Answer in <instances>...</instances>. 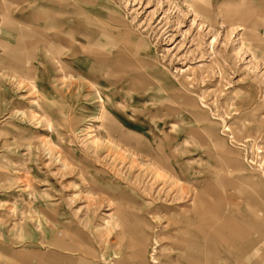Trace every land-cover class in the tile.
<instances>
[{
	"label": "rangeland",
	"instance_id": "obj_1",
	"mask_svg": "<svg viewBox=\"0 0 264 264\" xmlns=\"http://www.w3.org/2000/svg\"><path fill=\"white\" fill-rule=\"evenodd\" d=\"M207 1L0 0V264H111L118 242L183 264L177 221L215 209L264 252V0H228L235 26ZM236 242L219 264H246Z\"/></svg>",
	"mask_w": 264,
	"mask_h": 264
},
{
	"label": "bare ground",
	"instance_id": "obj_2",
	"mask_svg": "<svg viewBox=\"0 0 264 264\" xmlns=\"http://www.w3.org/2000/svg\"><path fill=\"white\" fill-rule=\"evenodd\" d=\"M233 2L228 1V0H214V2H211L209 0V1L205 2L204 5H202V4L200 6L194 5L193 6L194 7L193 8L194 14L197 17L198 15H200L199 11L203 12V11H208L210 9L212 10V8H214L213 5L216 6V11L219 14H223L226 7H228V6L231 7L233 5ZM46 8H48V7H46ZM46 8H44V9L47 10ZM48 9H50V8H48ZM45 10L43 11L41 6L37 5L31 9V12H32L33 16H36L35 18L38 19V18H40V16H42V13L45 12ZM223 15H225V19H224L225 21H223V22H228L231 26L244 24L243 22H241V20H244L246 18V16H242V13H238L235 9L234 10L232 9L229 12V14H223ZM45 16H47V15H45ZM196 17H195V19H196ZM207 17L209 19H211L212 16L208 15ZM49 18H51L50 15H48L46 17L47 20ZM39 24L42 25L41 22H38L37 26ZM41 25H39V26L41 27ZM253 30H254V28H253ZM37 33H38V30L36 31V34ZM253 34H254L253 36H254L255 41L261 40V36H262L261 33H258L254 30ZM33 35H34V38L36 41V39H38L37 38L38 36H35V34H33ZM63 35H64V33H63ZM215 39H216V36L214 37V40H212L210 42L211 45H214ZM45 48L47 49V51H49L53 55L54 58L59 57V56H57L58 55V52L56 51V50H58L57 47H55L53 49L52 47L45 46ZM248 49L253 51L254 47H249ZM206 120H208V119H206ZM46 121L48 122V125L50 126V121H51L50 118H46ZM209 122H210V124H212L211 121H209ZM111 125H113V124H111ZM111 128H112V126H111ZM230 130H231V134H233V136L230 134L231 135L230 138H231L232 142L240 143L241 141H243V136L241 135L242 133H238L239 131H237V129L232 127V126L230 127ZM111 137H112V133H111ZM222 139L230 141L228 138H225V137H222ZM225 140H216L215 142L225 141ZM222 151H224V150H222ZM223 153H225V152H223ZM226 153H227V156L229 158L230 157L229 154H231L233 152H226ZM217 157H218V155H217ZM236 160L237 159H235V161ZM227 207H228V210H230V212L236 210V207L234 205H232L231 203H228ZM215 217L217 218V220H220V221L215 222V224H214L215 226L212 230H207L208 226H207L205 219H203V220L199 219L198 223L194 222L193 219H190L189 222L177 221V224H179L180 228H181L180 235H177V238L179 240L178 245L181 248L185 249L184 255H177V259L179 261H181L183 264H219L220 261L221 262L223 261L221 259L224 256V254L227 252H236L237 255H240L243 248L241 245L237 244V242H236L237 240L242 241L243 245H245V248L250 250V254L247 257L249 260L246 262V264H255V260H256L255 256L257 255L260 257V256L264 255V252H262V253L254 252L255 248H256V243L259 240H257L256 238H253V233L249 229L244 227L241 223H239L238 220L234 219V217L232 215L221 214L218 210L215 209ZM221 219H222V221H221ZM192 222L200 224L201 228L196 229V228L191 227ZM224 229L225 230L228 229L230 231V236L223 238V240L227 243V245L226 246L222 245L221 247H217V246L213 245L212 247H210L209 241L213 237H215V235H219L221 233V231H224ZM246 245H249V246H246ZM122 247H123L122 243L118 242L117 248L115 247L116 249L113 251V254L117 255L118 257H116V259H113L111 264H148V261H147V254H148L147 249L148 248L144 244L136 243V245L132 246L133 250H128L129 245H126L124 248H122ZM70 249L75 251V247L70 248ZM141 251H142V254L140 253ZM213 253H217L219 256H214ZM152 254H154V253H152ZM262 257H264V256H262ZM155 262H158V261H155ZM259 263H261V261H259ZM171 264H175V263L172 262Z\"/></svg>",
	"mask_w": 264,
	"mask_h": 264
}]
</instances>
